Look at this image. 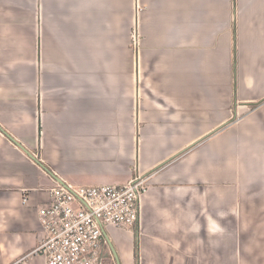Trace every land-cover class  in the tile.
I'll return each instance as SVG.
<instances>
[{
  "label": "crops",
  "instance_id": "1",
  "mask_svg": "<svg viewBox=\"0 0 264 264\" xmlns=\"http://www.w3.org/2000/svg\"><path fill=\"white\" fill-rule=\"evenodd\" d=\"M136 174L140 264H264V0H0V264H46L57 185Z\"/></svg>",
  "mask_w": 264,
  "mask_h": 264
},
{
  "label": "built area",
  "instance_id": "2",
  "mask_svg": "<svg viewBox=\"0 0 264 264\" xmlns=\"http://www.w3.org/2000/svg\"><path fill=\"white\" fill-rule=\"evenodd\" d=\"M149 184L148 176L136 174L120 185H57L39 212L46 237L30 255L42 256L46 264H107L110 231L133 230L139 223L140 199Z\"/></svg>",
  "mask_w": 264,
  "mask_h": 264
},
{
  "label": "trees",
  "instance_id": "3",
  "mask_svg": "<svg viewBox=\"0 0 264 264\" xmlns=\"http://www.w3.org/2000/svg\"><path fill=\"white\" fill-rule=\"evenodd\" d=\"M134 233V259L135 264H140V229L137 223L133 229Z\"/></svg>",
  "mask_w": 264,
  "mask_h": 264
},
{
  "label": "water",
  "instance_id": "4",
  "mask_svg": "<svg viewBox=\"0 0 264 264\" xmlns=\"http://www.w3.org/2000/svg\"><path fill=\"white\" fill-rule=\"evenodd\" d=\"M18 146L20 148H22L30 157L33 158V155L30 154L27 150H25L20 144H18ZM109 246H110V249H111V251H112V253L114 255V258L116 260V263L117 264H121L120 259H119V256H118V254H117V252H116V250H115V248H114V246H113V244H112V242L110 240H109Z\"/></svg>",
  "mask_w": 264,
  "mask_h": 264
},
{
  "label": "rangeland",
  "instance_id": "5",
  "mask_svg": "<svg viewBox=\"0 0 264 264\" xmlns=\"http://www.w3.org/2000/svg\"><path fill=\"white\" fill-rule=\"evenodd\" d=\"M126 231H132L133 232V230H126ZM140 256H141V252H140ZM135 260V259H134Z\"/></svg>",
  "mask_w": 264,
  "mask_h": 264
}]
</instances>
